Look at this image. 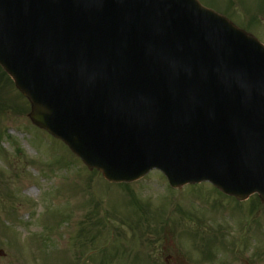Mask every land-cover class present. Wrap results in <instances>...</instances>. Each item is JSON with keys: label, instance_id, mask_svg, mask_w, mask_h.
<instances>
[{"label": "water", "instance_id": "obj_1", "mask_svg": "<svg viewBox=\"0 0 264 264\" xmlns=\"http://www.w3.org/2000/svg\"><path fill=\"white\" fill-rule=\"evenodd\" d=\"M0 65L108 181L264 202V45L197 0H0Z\"/></svg>", "mask_w": 264, "mask_h": 264}, {"label": "rangeland", "instance_id": "obj_2", "mask_svg": "<svg viewBox=\"0 0 264 264\" xmlns=\"http://www.w3.org/2000/svg\"><path fill=\"white\" fill-rule=\"evenodd\" d=\"M198 1L264 44V0ZM0 106V264H264L256 192L172 189L158 170L110 183L31 122L1 66Z\"/></svg>", "mask_w": 264, "mask_h": 264}, {"label": "trees", "instance_id": "obj_3", "mask_svg": "<svg viewBox=\"0 0 264 264\" xmlns=\"http://www.w3.org/2000/svg\"><path fill=\"white\" fill-rule=\"evenodd\" d=\"M1 107V106H0Z\"/></svg>", "mask_w": 264, "mask_h": 264}]
</instances>
